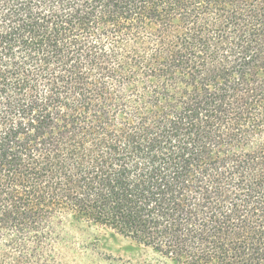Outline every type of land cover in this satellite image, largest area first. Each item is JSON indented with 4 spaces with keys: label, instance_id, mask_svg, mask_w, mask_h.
<instances>
[{
    "label": "trees",
    "instance_id": "1",
    "mask_svg": "<svg viewBox=\"0 0 264 264\" xmlns=\"http://www.w3.org/2000/svg\"><path fill=\"white\" fill-rule=\"evenodd\" d=\"M0 264H264V0H0Z\"/></svg>",
    "mask_w": 264,
    "mask_h": 264
},
{
    "label": "rangeland",
    "instance_id": "2",
    "mask_svg": "<svg viewBox=\"0 0 264 264\" xmlns=\"http://www.w3.org/2000/svg\"><path fill=\"white\" fill-rule=\"evenodd\" d=\"M106 233L105 230L100 229V228H87L85 226H80V227H74L70 228V235H73L74 241L76 244V247H80V243H85V242H91L92 240L96 239L97 237H101ZM99 240V239H98ZM105 243V246H100L99 250H101L104 253H110L113 256H121L124 255L125 253V246L127 245V240L123 238H116L112 239L110 237H107V240L104 241L101 239V244ZM87 256L84 257H90L92 256V251L87 250Z\"/></svg>",
    "mask_w": 264,
    "mask_h": 264
}]
</instances>
